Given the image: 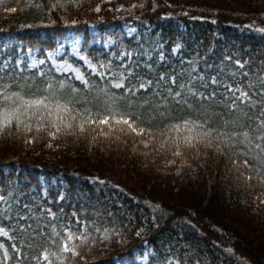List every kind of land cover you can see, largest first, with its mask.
Returning a JSON list of instances; mask_svg holds the SVG:
<instances>
[{
  "label": "trees",
  "instance_id": "16d2710c",
  "mask_svg": "<svg viewBox=\"0 0 264 264\" xmlns=\"http://www.w3.org/2000/svg\"><path fill=\"white\" fill-rule=\"evenodd\" d=\"M99 4L134 5L135 11L121 18L109 9L96 13ZM12 7L17 10L6 11ZM122 23L137 26L138 32L128 36ZM91 27L101 38L113 37V44L107 48L90 44ZM110 28L113 31L108 33ZM261 28L264 0H3L0 57L19 56L30 63L28 52L34 51L44 63L31 69L32 73L51 69L58 79L64 78L69 74L55 72L49 53L56 51L65 32L72 31L84 35L83 53L93 63L127 59L120 57L127 50L134 54L137 70L149 79L171 70L178 74L182 65L211 76L229 64L228 57L231 68L238 69L236 60L245 63V70L264 65ZM59 60L88 75L81 59L65 53ZM27 136H34V142L25 143ZM89 139L90 135L79 141L73 137L52 139L44 132L37 135L35 129L19 136L15 131L0 136V194L8 195L15 185L22 203L43 204L61 222L74 210L89 220L99 212L102 227L123 232L126 243L113 238L81 248L86 259L71 258L72 264H117L116 258L132 259L133 251L145 244L153 251L148 261L132 260V264H264V181L255 171L249 180L241 175L247 169L237 171L227 157L212 150L199 159L192 152L182 157L157 152L156 144L145 148L134 133L120 141L113 137L111 147L102 136L98 138L101 143L94 146ZM169 160L176 162L169 164ZM46 219L49 224L58 223ZM0 227L8 232V238L0 235V243L12 253L11 245L19 246L23 240V264H36L32 257L39 255L47 236L33 238L30 231L21 233L7 218L0 219ZM140 228L144 231L137 236ZM45 231L51 235L50 227ZM9 264H15V256Z\"/></svg>",
  "mask_w": 264,
  "mask_h": 264
},
{
  "label": "snow or ice",
  "instance_id": "6c2138e0",
  "mask_svg": "<svg viewBox=\"0 0 264 264\" xmlns=\"http://www.w3.org/2000/svg\"><path fill=\"white\" fill-rule=\"evenodd\" d=\"M16 10L14 7L6 9L8 12ZM96 10H100L99 6ZM259 31L264 33V28ZM52 55L54 53L50 52L49 56ZM133 55L125 50L120 57L127 59L119 58L118 62L101 59L95 63L83 57L87 76L68 63L57 64L56 73H69L59 79L51 69L35 74L30 71L43 64L42 60L32 58L26 63L19 56L0 57V136H11L13 131L19 136L35 129L37 135L44 132L52 139L73 137L79 141L90 135L89 144L93 146L101 143L98 138L102 136L111 147L113 137L120 141L134 133L141 137L138 142L145 148L156 144L154 151L165 150L173 157L192 152L199 159L212 150L227 157L237 171L241 167L247 169V173L241 172L247 179H252L251 172L255 171L264 181V176L259 175L264 172V65L255 71L245 70V63L236 60L238 70L229 66L231 58L228 57L229 64L211 76L182 65L178 74L171 70L149 79L137 70L139 64L133 60ZM72 73L81 86L73 82ZM142 134H147L148 138L144 139ZM34 140V136H27L25 143ZM48 146L51 147V141ZM175 162L168 161L169 164ZM17 191L15 185H11L8 195L0 194V219L14 221V228L21 233L30 231L33 238L47 236L48 242L39 255L32 257L36 264H72L71 258L86 259L81 255V248L111 242L113 238H118L117 243H126L122 231L101 226L99 212L89 220L86 214L82 219L81 213L74 210L61 222V217L43 204L22 203L15 194ZM60 199H64L63 195ZM60 212L63 214V209ZM46 217L58 223L49 224ZM48 227L51 235L45 231ZM143 231V228L138 229L136 235L140 236ZM0 235L8 236V232L0 227ZM23 246V240L19 246L13 243L10 253L0 243L3 250L0 264H9L14 256L15 264H23L26 257ZM117 261L129 264L123 257H118Z\"/></svg>",
  "mask_w": 264,
  "mask_h": 264
},
{
  "label": "rangeland",
  "instance_id": "374dc122",
  "mask_svg": "<svg viewBox=\"0 0 264 264\" xmlns=\"http://www.w3.org/2000/svg\"><path fill=\"white\" fill-rule=\"evenodd\" d=\"M114 0H104V2H112ZM99 6V11L96 10V13H100L102 10L109 9L113 14H115L117 17H127L131 14L134 13L135 11V6L134 5H122L123 8L121 9L120 6L121 4H116V5H109L107 7H102L101 4ZM117 9H120L119 11ZM122 30L128 35L131 36L134 33L137 32V27L135 25H132L131 23H123L122 24ZM113 31V28L109 29L108 33H111ZM89 33L91 35L90 39V44H101L103 46L110 47L113 44V37L111 36H106L104 38L100 37V34L98 31L95 30L94 27H91L89 29ZM85 38L82 33H76L72 31L65 32L59 39H58V44L56 51L54 52V55L49 56L50 62L52 66L55 69V65L57 64H62V63H68L66 61L59 60L65 53H68L69 55L79 58L84 62L85 67L87 68V65L85 61L83 60V57H85L83 53V44H84ZM110 41V42H109ZM75 45V46H74ZM28 57L31 62L32 58L37 59L36 54L34 51H29L28 52ZM70 64V63H68ZM71 65V64H70ZM72 66V65H71ZM73 67V66H72ZM74 68V67H73ZM61 74V73H60ZM63 74V73H62ZM69 74V73H66ZM73 76H75V73H72ZM8 238V236H6ZM2 250V249H0ZM224 251H226L224 249ZM145 253H147V256H145ZM153 253L152 249L150 247H147L145 244L142 250H135L133 251V257L132 259L130 258H124L129 262V264H132L131 261H135L137 263H146L148 261V257ZM116 263L118 264V261L116 259Z\"/></svg>",
  "mask_w": 264,
  "mask_h": 264
}]
</instances>
